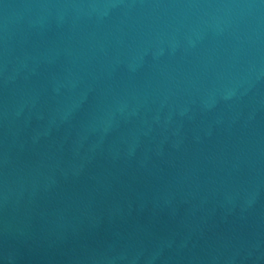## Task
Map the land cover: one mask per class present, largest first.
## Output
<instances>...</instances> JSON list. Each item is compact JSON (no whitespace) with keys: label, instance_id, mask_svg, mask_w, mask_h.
<instances>
[{"label":"water","instance_id":"water-1","mask_svg":"<svg viewBox=\"0 0 264 264\" xmlns=\"http://www.w3.org/2000/svg\"><path fill=\"white\" fill-rule=\"evenodd\" d=\"M0 264H264V0H0Z\"/></svg>","mask_w":264,"mask_h":264}]
</instances>
